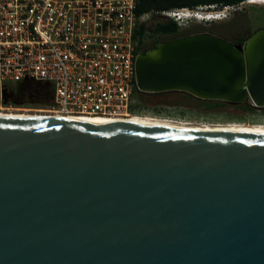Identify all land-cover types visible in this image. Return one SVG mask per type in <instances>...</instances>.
I'll return each instance as SVG.
<instances>
[{
    "label": "water",
    "instance_id": "obj_1",
    "mask_svg": "<svg viewBox=\"0 0 264 264\" xmlns=\"http://www.w3.org/2000/svg\"><path fill=\"white\" fill-rule=\"evenodd\" d=\"M135 71L140 93L264 110V29ZM0 264H264V136L0 120Z\"/></svg>",
    "mask_w": 264,
    "mask_h": 264
},
{
    "label": "built area",
    "instance_id": "obj_2",
    "mask_svg": "<svg viewBox=\"0 0 264 264\" xmlns=\"http://www.w3.org/2000/svg\"><path fill=\"white\" fill-rule=\"evenodd\" d=\"M139 1L0 0V104L18 85L41 83L53 98L39 112L130 117L139 27L160 16L183 31L195 17L188 8L138 15Z\"/></svg>",
    "mask_w": 264,
    "mask_h": 264
},
{
    "label": "rangeland",
    "instance_id": "obj_3",
    "mask_svg": "<svg viewBox=\"0 0 264 264\" xmlns=\"http://www.w3.org/2000/svg\"><path fill=\"white\" fill-rule=\"evenodd\" d=\"M209 13H213V16L219 19L204 20L203 18H207L206 16ZM194 16L192 25L182 31L185 36L207 33L219 36L230 42H240L246 41L256 32L264 29V4H248L246 2L239 6L237 11H232L228 8L212 12H208L207 9H199L194 11ZM155 41H163L162 36H152L151 32H149L145 42L146 48L152 47ZM148 97L150 103L156 107V111H159V115L143 114L140 116L141 118H152V120L193 127L237 125L264 127V110L246 111L234 105L210 109L195 105L194 102L185 98L184 93L181 92L154 94ZM27 100L35 105H22L19 108H11L7 101H4L3 105L0 104V111L29 114L43 113L38 111L45 108V106L37 104V102L41 101L40 99L37 101L36 98L30 99L27 97Z\"/></svg>",
    "mask_w": 264,
    "mask_h": 264
},
{
    "label": "trees",
    "instance_id": "obj_4",
    "mask_svg": "<svg viewBox=\"0 0 264 264\" xmlns=\"http://www.w3.org/2000/svg\"><path fill=\"white\" fill-rule=\"evenodd\" d=\"M250 0H140L138 5L137 13L138 15L148 14V13H161L174 9H184L188 8L191 10L207 9V11H220L229 7H239L243 3ZM162 36L163 41L176 39L185 36L178 25L164 17H154L148 23L142 24L139 27L137 35L141 39V47L139 52L146 49L145 44L148 34ZM245 41V40H244ZM244 41L233 42L234 44L242 45ZM161 41H155V44ZM26 95L30 99L36 98L37 104L47 105L51 102L53 98V87L51 85H45L41 83H28L24 86L18 85L16 88L10 90L7 95V104L12 105L14 99ZM184 97L189 101L195 103V105L204 106L210 109H218L229 104L223 102H213V101H203L192 97L190 95L184 94ZM245 109L246 111H255V108L251 107L249 104H244L238 106ZM159 115V111L155 112Z\"/></svg>",
    "mask_w": 264,
    "mask_h": 264
},
{
    "label": "bare ground",
    "instance_id": "obj_5",
    "mask_svg": "<svg viewBox=\"0 0 264 264\" xmlns=\"http://www.w3.org/2000/svg\"><path fill=\"white\" fill-rule=\"evenodd\" d=\"M248 4H264V0L247 1ZM211 16V17H209ZM204 20H217L218 17L209 13ZM213 17V18H212ZM198 18V17H197ZM0 120H25V121H53V122H73V123H89L116 125L128 127H145L166 131H183V132H200V133H216V134H233V135H251L264 136V127L262 126H225V127H193L182 126L170 122L152 120V118L127 117V118H107V117H90V116H68L61 114H29L14 113L0 111Z\"/></svg>",
    "mask_w": 264,
    "mask_h": 264
},
{
    "label": "flooded vegetation",
    "instance_id": "obj_6",
    "mask_svg": "<svg viewBox=\"0 0 264 264\" xmlns=\"http://www.w3.org/2000/svg\"><path fill=\"white\" fill-rule=\"evenodd\" d=\"M161 42H164V41H161ZM156 45V44H155ZM155 45H152V47H154ZM150 47V48H152ZM150 48H146L142 51H145V50H148ZM141 51V52H142ZM149 95H154V94H144V93H140L138 91L137 93V97L139 99L138 103L132 108V111H131V115L130 117H140L141 115L143 114H156V107H154L150 101H149ZM32 101V100H31ZM12 106L11 108L13 107H16V108H19L21 107L22 105H35V104H32V102L28 101L27 100V97L26 95H22L20 97H17L16 99H14L13 103H11ZM39 105V104H38ZM41 105V104H40ZM7 106V105H6ZM5 106V107H6ZM41 106H46V105H41ZM141 118V117H140Z\"/></svg>",
    "mask_w": 264,
    "mask_h": 264
},
{
    "label": "clouds",
    "instance_id": "obj_7",
    "mask_svg": "<svg viewBox=\"0 0 264 264\" xmlns=\"http://www.w3.org/2000/svg\"><path fill=\"white\" fill-rule=\"evenodd\" d=\"M195 11V10H194ZM191 21H193V19H191Z\"/></svg>",
    "mask_w": 264,
    "mask_h": 264
}]
</instances>
